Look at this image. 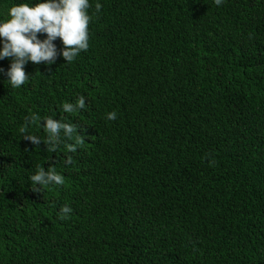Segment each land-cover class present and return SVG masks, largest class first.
<instances>
[{
  "label": "trees",
  "instance_id": "obj_1",
  "mask_svg": "<svg viewBox=\"0 0 264 264\" xmlns=\"http://www.w3.org/2000/svg\"><path fill=\"white\" fill-rule=\"evenodd\" d=\"M89 4L72 62L57 38L12 88L0 58V264H264V0ZM49 117L84 143L46 150ZM39 167L64 183L34 191Z\"/></svg>",
  "mask_w": 264,
  "mask_h": 264
},
{
  "label": "clouds",
  "instance_id": "obj_2",
  "mask_svg": "<svg viewBox=\"0 0 264 264\" xmlns=\"http://www.w3.org/2000/svg\"><path fill=\"white\" fill-rule=\"evenodd\" d=\"M216 5H221L223 0H214ZM90 8L89 0H40V2L30 5L28 3L14 4L8 9L7 19L0 22V38L3 40V47L0 48V58H12L10 68L7 71L8 83L12 88L22 86L29 76L24 71V66L28 61L34 64L44 63L51 65L57 58V49L54 40L59 38L64 45L60 54L67 63L72 62L81 50L89 47L88 25L90 16L87 9ZM101 5L96 4V11L99 12ZM38 33L46 34V38L41 40ZM85 108V98L79 97L75 104L64 103L63 111L73 113ZM38 116L31 115L26 118V126L20 129L24 138L34 145H39L42 141L38 136L27 132V124H36ZM106 119L113 121L117 119L115 111L109 112ZM47 132L44 143L46 150L56 151L57 145L61 142V130L64 137L72 140L74 144H68L70 152H75L77 146L84 143V136L78 133L77 127L62 123L60 120L51 117L46 118L43 123ZM74 133L76 135L74 136ZM66 164L72 163V158L65 160ZM32 189L40 191L39 186L55 184L62 185L64 179L57 174L55 168L45 171L44 167H39L34 175L30 177ZM72 209L65 205L60 210V218L67 219Z\"/></svg>",
  "mask_w": 264,
  "mask_h": 264
}]
</instances>
